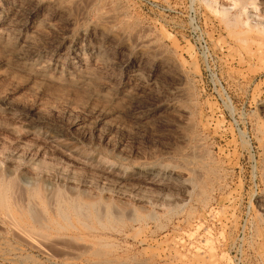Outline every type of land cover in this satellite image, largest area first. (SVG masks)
<instances>
[{
    "label": "rangeland",
    "instance_id": "1",
    "mask_svg": "<svg viewBox=\"0 0 264 264\" xmlns=\"http://www.w3.org/2000/svg\"><path fill=\"white\" fill-rule=\"evenodd\" d=\"M0 182V264H264V0H0Z\"/></svg>",
    "mask_w": 264,
    "mask_h": 264
},
{
    "label": "bare ground",
    "instance_id": "2",
    "mask_svg": "<svg viewBox=\"0 0 264 264\" xmlns=\"http://www.w3.org/2000/svg\"><path fill=\"white\" fill-rule=\"evenodd\" d=\"M148 46V45H147ZM96 49V48H95ZM95 56V55H94ZM102 58V57H101ZM96 59V58H95ZM103 62V61H102ZM38 63V62H37ZM44 71V70H43ZM87 72V71H86ZM46 76V75H45ZM84 78V77H83ZM84 80V79H83ZM85 80H87V78L85 79ZM84 83V82H83ZM2 182V181H1ZM1 182H0V207L2 208H4L7 204H6V202L8 201H6V197H5V193H6V191H8V190H6V189H8L5 185H4V183L3 184H1ZM6 183H7V181H6ZM5 183V184H6ZM8 184V183H7ZM10 185V184H9ZM33 194V198H35L36 197V194L37 193H33V192H31L30 193V195H32ZM30 195H27V196H30ZM55 195V194H54ZM57 195V194H56ZM7 196V195H6ZM39 196V193L37 194V197ZM49 196V195H48ZM47 196V197H48ZM53 196V195H52ZM52 196H50V197H52ZM61 196V195H60ZM30 197H32V196H30ZM59 196L57 195L56 196V198H58ZM64 197V196H63ZM53 198V197H52ZM68 198V197H67ZM54 200V199H53ZM56 200H58V199H56ZM60 200H62V198L60 199L59 198V202H60ZM64 200V199H63ZM73 200V199H72ZM65 201V200H64ZM64 201H62V203H61V206H59L60 204L58 203V201H57V204H59V205H56V207L58 208V206H59V208H58V211H59V213H60V216L62 217V219H66V218H68V214H67V217H65L66 216V213H67V211L69 210L70 212L72 211L73 212V215H75V216H78V218L80 219V217H85V219H86V217H87V215H88V211H87V205H85V204H82L81 203V201L79 202V201H71L70 200V202L66 199V201L68 202L66 205L64 204V206H63V202ZM8 203V202H7ZM56 203V202H55ZM65 203V202H64ZM85 203V202H84ZM6 204V205H5ZM55 205V204H54ZM53 205V206H54ZM87 206V207H86ZM90 207H91V205H90ZM95 207V206H94ZM93 207V208H94ZM1 208H0V210H1ZM7 208H9V207H7ZM6 207L4 208L5 210V212H7L6 211V209H7ZM56 208V209H57ZM108 208V207H107ZM11 210V209H10ZM3 211V212H4ZM31 211V210H30ZM58 211H57V213H58ZM85 211H87V213L85 212ZM94 211V213H95V209L93 210ZM101 211V210H100ZM1 213V212H0ZM8 213H9V211H8ZM58 213V214H59ZM87 215H86V214ZM96 213H98V212H96ZM110 213V212H109ZM5 214V216H8V215H6L7 213H4ZM92 213H90V215H91ZM105 214V213H104ZM31 215H33V214H31ZM85 215V216H84ZM90 215H88V218H89V216ZM96 215L97 214H95V217H96ZM99 215H100V213H99ZM59 216V217H60ZM63 216H64V218H63ZM98 216V215H97ZM105 216V215H104ZM94 217V216H93ZM115 217V216H114ZM97 218V217H96ZM99 218V217H98ZM69 219V218H68ZM84 218H82V219H80V220H83ZM99 222V221H98Z\"/></svg>",
    "mask_w": 264,
    "mask_h": 264
}]
</instances>
